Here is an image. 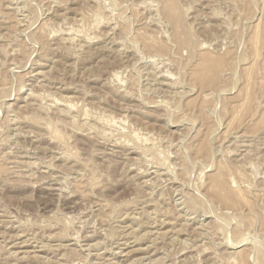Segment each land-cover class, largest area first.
I'll use <instances>...</instances> for the list:
<instances>
[{"label": "rangeland", "instance_id": "rangeland-1", "mask_svg": "<svg viewBox=\"0 0 264 264\" xmlns=\"http://www.w3.org/2000/svg\"><path fill=\"white\" fill-rule=\"evenodd\" d=\"M0 264H264V0H0Z\"/></svg>", "mask_w": 264, "mask_h": 264}, {"label": "bare ground", "instance_id": "bare-ground-1", "mask_svg": "<svg viewBox=\"0 0 264 264\" xmlns=\"http://www.w3.org/2000/svg\"><path fill=\"white\" fill-rule=\"evenodd\" d=\"M147 9H148V8H147ZM147 9H145V10H147ZM149 11H150V10H149ZM149 11H148V12H149ZM171 12H172V11H171ZM174 12H175V11H174ZM168 13H169V12H168ZM166 15H167V12H166ZM165 17H166V16H165ZM170 17H171V16H170ZM173 17H174V16H173ZM168 18H169V16H168ZM174 18H175V17H174ZM64 32L66 33V31H64ZM74 34H75V36H76V33H74ZM68 35H70V34L68 33ZM68 40H69V39H67V41H68ZM69 41H70V40H69ZM183 43H184V42H183ZM185 43H186V42H185ZM70 44H71V43H70ZM183 45H185V44H183ZM202 56H203V55H202ZM205 60H206V61H205ZM205 60H204L203 64L200 63V64L202 65V67H203V70H204V69H208V65L210 64V63H209V60H210V59H209V60L205 59ZM202 61H203V60H202ZM211 62H212V61H211ZM213 64H214V63H213ZM201 65L199 66L200 68H201ZM201 69H202V68H201ZM199 70H200V69H199ZM200 71H201V70H200ZM152 82H153V81H152ZM157 87H158V86H157ZM163 92H164V91H163ZM54 102H55V101H54ZM112 146H113V145H112ZM115 147H116V146H115ZM238 149H239V148H238ZM111 150H112V149H111ZM240 150H241V149H240ZM146 173H148V172H146ZM89 237H90V236H89ZM11 243H12V242H11ZM11 243H10V244H11ZM18 244H19V243H18ZM13 246H15V245H13ZM23 246H24V245H23ZM118 246H119V245H118ZM120 246H121V245H120ZM16 247H17V246H16ZM152 247H153V246H152ZM90 249H91V247H90ZM91 250H92V249H91ZM12 253H13V252H12ZM16 253H17V252H16ZM20 254H21V253H20ZM8 256H9V255H8ZM17 257H18V256H17ZM13 259H14V258H13Z\"/></svg>", "mask_w": 264, "mask_h": 264}]
</instances>
